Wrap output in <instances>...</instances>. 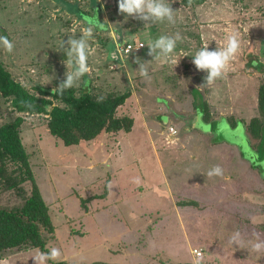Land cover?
<instances>
[{
  "label": "rangeland",
  "instance_id": "rangeland-1",
  "mask_svg": "<svg viewBox=\"0 0 264 264\" xmlns=\"http://www.w3.org/2000/svg\"><path fill=\"white\" fill-rule=\"evenodd\" d=\"M94 4L99 11L91 10ZM170 7L174 24L149 20L145 27L139 19L125 20L117 0H0V34L13 42L10 53L0 48V62L30 93L62 82L71 69L61 40L95 23L88 71L72 87L96 99L130 91L116 110L117 117L132 119L129 131L71 145L48 131L45 113L15 111L0 95V124L23 118L21 140L54 226L42 236L47 250L56 247L61 255L47 264H171L191 257L190 250L191 264H264V252L248 243L264 239V156L246 129L259 115L257 89L264 81L250 65L264 63V0H170ZM174 33L181 40L170 59L150 61L149 40ZM232 33L240 48L225 75L201 85L206 71L195 68L191 55L205 45L225 46ZM123 41L143 46L119 57ZM134 58L150 61V79L129 72L138 67ZM196 90L209 106L210 122L197 113ZM167 125L177 130L176 139L166 138ZM213 165L223 176L206 175ZM21 204L13 190L0 191V207ZM235 230L245 240L240 247L227 243ZM37 251L43 252L8 250L0 264H34Z\"/></svg>",
  "mask_w": 264,
  "mask_h": 264
},
{
  "label": "trees",
  "instance_id": "trees-1",
  "mask_svg": "<svg viewBox=\"0 0 264 264\" xmlns=\"http://www.w3.org/2000/svg\"><path fill=\"white\" fill-rule=\"evenodd\" d=\"M203 1L180 0L183 5L200 4ZM93 9L99 11L95 4L91 6L92 11ZM85 21L87 22V18ZM121 40L122 38L118 41ZM250 65L264 74V63L255 59L250 61ZM35 89L38 94L30 93L11 77L0 62V95L9 100L15 111L45 113L48 116V131L65 145L91 140L102 132L129 131L132 126L130 117L116 115L117 107L130 96V91L96 99L87 91L76 94L73 87L63 92L42 86ZM201 97L200 91L196 90L195 107L201 119L209 121L208 106ZM53 100L63 105H53ZM256 100L259 115L250 118L246 129L249 136L256 140L258 152L264 156V81L258 86ZM22 121L23 118L18 115L0 124V191L13 190L22 201L17 208L0 207V257L8 250L26 247L47 251L42 233L44 230L51 232L54 229L21 140ZM56 264L68 263L59 260ZM80 264L99 263L95 261Z\"/></svg>",
  "mask_w": 264,
  "mask_h": 264
},
{
  "label": "clouds",
  "instance_id": "clouds-1",
  "mask_svg": "<svg viewBox=\"0 0 264 264\" xmlns=\"http://www.w3.org/2000/svg\"><path fill=\"white\" fill-rule=\"evenodd\" d=\"M118 12L125 14L127 17H133L146 22L145 27H149L147 22L151 20L153 23L167 21L169 24L175 23L174 10L170 7V0H117ZM99 23L92 24L83 29L82 34L75 36L68 35L66 41L60 42L59 50L64 52L65 62L70 71L64 72V79L58 83L53 90L63 92L65 89L72 87L80 77L88 71L87 54L89 49L88 41L93 35L94 27H99ZM113 26V25H112ZM114 31H117L113 26ZM117 34H119L117 32ZM181 40L179 33L173 35H160L154 39H150L147 45V55L151 56L152 60L163 58L170 59L174 53L177 42ZM125 42V41H124ZM66 45V46H65ZM0 48L7 52H12L13 42L9 40L7 35L0 34ZM240 48V39L237 33H232L227 38L225 46L209 50L207 45L198 48L192 55V64L197 70H205L206 76L201 85H211L215 80L222 78L226 73V66L230 60L237 54ZM141 63L139 58H134L133 63L138 65L137 69L129 72L138 71L139 75L145 79H150L149 62ZM65 64V63H64ZM206 175L211 177L223 176V169L219 165L210 167ZM136 183H139V178H136ZM227 243L232 246L234 243L240 247L245 243L243 236L239 230L233 231L227 238ZM253 252H264V239L256 238L248 241ZM61 255L60 250L52 247L47 251H37V254L32 257L34 264H47L48 260H54ZM199 264V261H196Z\"/></svg>",
  "mask_w": 264,
  "mask_h": 264
},
{
  "label": "built area",
  "instance_id": "built-area-1",
  "mask_svg": "<svg viewBox=\"0 0 264 264\" xmlns=\"http://www.w3.org/2000/svg\"><path fill=\"white\" fill-rule=\"evenodd\" d=\"M143 46V42L139 41V42H123L118 44L117 46V50L119 51V53H130L131 51L134 50H138L140 48H142ZM167 133H168V137L166 138H170L173 139L177 133V130L172 126V125H167ZM193 253H195L196 255H200V251H198L197 249L193 250Z\"/></svg>",
  "mask_w": 264,
  "mask_h": 264
},
{
  "label": "crops",
  "instance_id": "crops-1",
  "mask_svg": "<svg viewBox=\"0 0 264 264\" xmlns=\"http://www.w3.org/2000/svg\"><path fill=\"white\" fill-rule=\"evenodd\" d=\"M118 32H120L119 30H117ZM121 33V32H120ZM121 37H119L117 40H119ZM123 38V37H122ZM124 42V41H123ZM114 48V47H113ZM118 52V51H117ZM118 56L119 57H121V55H120V53H118ZM119 59H121V58H119ZM202 96V95H201ZM209 107V106H208ZM198 113V112H197ZM210 114H211V112H210ZM199 115V117H200V114H198ZM254 116H256V115H254ZM201 118V117H200ZM205 122H210V120L209 121H205ZM177 137L175 136L173 139H176ZM156 188V187H155ZM157 189V188H156ZM158 190V189H157ZM189 254H191V257H186V258H184V260H180V261H177V263H174L175 262V260H174V262H172L171 264H191L192 262H194V254H192V252H191V250H190V253ZM194 255V256H193ZM167 256V255H166ZM170 256H172V255H170ZM184 262V263H183Z\"/></svg>",
  "mask_w": 264,
  "mask_h": 264
}]
</instances>
